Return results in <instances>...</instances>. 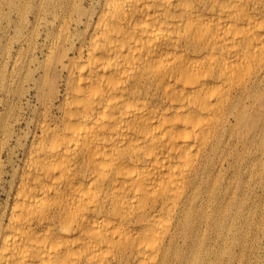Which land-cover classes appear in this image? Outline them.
I'll use <instances>...</instances> for the list:
<instances>
[{"label":"bare ground","instance_id":"6f19581e","mask_svg":"<svg viewBox=\"0 0 264 264\" xmlns=\"http://www.w3.org/2000/svg\"><path fill=\"white\" fill-rule=\"evenodd\" d=\"M15 1L0 264L259 258L264 0Z\"/></svg>","mask_w":264,"mask_h":264},{"label":"rangeland","instance_id":"374dc122","mask_svg":"<svg viewBox=\"0 0 264 264\" xmlns=\"http://www.w3.org/2000/svg\"><path fill=\"white\" fill-rule=\"evenodd\" d=\"M14 1L15 0H13L12 3H9V2H11V0L10 1L9 0H6V1L5 0L4 1L3 0H0V98L2 97L0 99V101L1 102L3 101L2 103L0 102V115H1V113L4 112V109L6 108V106L2 105L5 101L6 102H9V104H10L12 100L17 99V97H16L15 94L8 93L7 92V87H10L13 90H15V88L17 89V87H18V85L15 84L14 81H12L13 78L10 77L11 76L10 73L13 70V67H12L13 66L12 63L14 62L13 60L16 58L15 56H18V54L20 53L19 52L20 51V46H19V44L17 42L18 39H19V37H20V33H19L20 31L17 30V27H16L17 26V22H18L17 21L18 17H17V11L14 10L15 7H16V5H17V3H19V2H17V1L14 2ZM8 3H9L10 6H8ZM5 4L8 7L5 6ZM14 5H15V7H14ZM1 13H3V14H1ZM5 13H6V15H5ZM7 14L9 16H7ZM5 17H7V18H5ZM7 21H9V22H7ZM26 25H28V23H26ZM23 34H24L23 37H25V36L27 37L29 35V30L26 28L25 31L23 32ZM26 47H27V44H24V47L22 49V51H23L22 53H23V55L25 57H28L30 51L28 52L29 49L26 48ZM16 85H17V87H15ZM23 86L26 88L28 86V84L27 83H23ZM29 86H32V84H30ZM23 106H24V109H25L24 110V116H25V118H27L28 115L30 117L32 115V113L34 112L35 108H36L35 107V102L29 96H26V98L23 100ZM25 127H26V124L24 122L20 126V128H18V131H20V132L22 131L21 133H23V129L25 130ZM258 154H261V153L259 152ZM261 156L262 155H260V157ZM8 169H10V167H8ZM232 174H233V172H232ZM232 174H229V175H232ZM253 186L252 187H250V186L248 187L247 185L245 186V188L248 189L247 191H248L249 197L251 196L250 198H247L249 201L247 199L246 200H247V202L249 204L251 203L252 206L254 205L253 208L256 207L254 210L256 211L257 214L254 213V217L251 220L250 225H246L245 226V231L247 230L246 233H249V230H250V233L248 234L249 240H253V238L256 237V239L259 240L258 241V244H260L259 246L261 247L260 252H259V255H260L259 258L260 259L253 257V260H252L251 263L252 264H264V254H263L264 253L263 252L264 251V247H263L264 246V234H263L264 233V228H262V227H264V225H263V223H264V211L262 209V208H264L263 207V205H264V198H263L264 197L263 196L264 195V184H261L258 181V183L256 185H253ZM6 187L7 188L9 187V183L6 184ZM6 187H3L2 185H0V199H1L2 202H4L6 199H10L9 198V195L4 190ZM258 187H259V189H258ZM255 190H256V192L258 191L259 194L256 193ZM250 191H252V192H250ZM261 194H262V196H261ZM251 199L252 200L254 199L253 200L254 203H253V201ZM259 205H260V207H259ZM259 209H260V211H259ZM246 213H247V210H246L245 214ZM261 220L263 221V223H262ZM254 222H256V224ZM257 222H259L261 224V226L258 225L259 223H257ZM251 225H253L255 228L253 226H251ZM256 225L260 226L262 228V230L260 228V231L259 232H258V230L256 231V228H257ZM261 231H262V233H261ZM255 234H256V236H255ZM252 235H254L253 238H252ZM210 236L212 238V244H214V241L217 239V237H216V235L214 233H212ZM247 256H248V254H247ZM244 263L247 264V261H245V262H243L241 264H244Z\"/></svg>","mask_w":264,"mask_h":264}]
</instances>
